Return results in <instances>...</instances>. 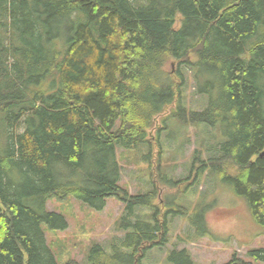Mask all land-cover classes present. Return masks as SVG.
Returning <instances> with one entry per match:
<instances>
[{
	"label": "trees",
	"instance_id": "obj_1",
	"mask_svg": "<svg viewBox=\"0 0 264 264\" xmlns=\"http://www.w3.org/2000/svg\"><path fill=\"white\" fill-rule=\"evenodd\" d=\"M186 70L206 97L201 109L183 103ZM172 104L169 118L223 136L210 157L193 153L191 183L206 171L245 199L264 232V0H0V264H59L42 227L67 226L46 207L53 197L95 210L113 196L127 203L122 241L63 264H144L164 246L167 211L134 212L155 207L156 190L121 187L117 150L144 148ZM249 255L264 264V247ZM169 258L196 264L186 248Z\"/></svg>",
	"mask_w": 264,
	"mask_h": 264
},
{
	"label": "rangeland",
	"instance_id": "obj_2",
	"mask_svg": "<svg viewBox=\"0 0 264 264\" xmlns=\"http://www.w3.org/2000/svg\"><path fill=\"white\" fill-rule=\"evenodd\" d=\"M177 68L176 62L165 64L166 70L175 71ZM185 73L187 86L183 103L188 108L201 109L206 104V97L195 91L196 84L190 78V72L186 70ZM174 108L172 104L155 117L148 130L149 143L144 148L137 152L117 150L121 187L130 194L156 190L155 207L135 205L134 212L148 218V214L156 209L162 213L167 211L165 215L170 221L168 242L149 249L143 263L174 264L169 258L170 251L186 248L196 264H223L233 255L253 264H263L249 255L250 250L264 247V232L252 219L245 199L226 185H215L206 171L196 182L191 183L188 178L193 153L199 150L202 157H210L222 134L204 124H179L168 116ZM142 154L145 155L143 158ZM164 175L181 182L171 187L164 180ZM126 205L116 196L107 199L103 210H95L72 196L50 198L47 209L63 214L67 221L64 229L42 225L57 263L63 264L67 260L86 263V256L94 243L110 248L112 241L117 242L120 237L122 241L131 231L118 228L119 217ZM179 211H184V214ZM136 220L132 218L133 222Z\"/></svg>",
	"mask_w": 264,
	"mask_h": 264
},
{
	"label": "water",
	"instance_id": "obj_3",
	"mask_svg": "<svg viewBox=\"0 0 264 264\" xmlns=\"http://www.w3.org/2000/svg\"><path fill=\"white\" fill-rule=\"evenodd\" d=\"M262 154H264V151L262 152Z\"/></svg>",
	"mask_w": 264,
	"mask_h": 264
}]
</instances>
